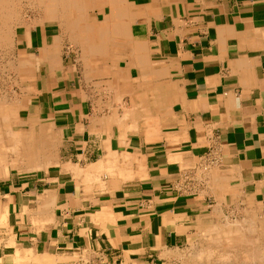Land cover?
<instances>
[{
    "label": "crops",
    "instance_id": "crops-1",
    "mask_svg": "<svg viewBox=\"0 0 264 264\" xmlns=\"http://www.w3.org/2000/svg\"><path fill=\"white\" fill-rule=\"evenodd\" d=\"M83 12L78 38L46 23L19 38L27 75L8 126L42 150L0 140V264H178L264 206V0ZM210 151L220 164L179 193Z\"/></svg>",
    "mask_w": 264,
    "mask_h": 264
},
{
    "label": "rangeland",
    "instance_id": "rangeland-1",
    "mask_svg": "<svg viewBox=\"0 0 264 264\" xmlns=\"http://www.w3.org/2000/svg\"><path fill=\"white\" fill-rule=\"evenodd\" d=\"M3 1L6 5L0 7V112L8 113L11 119L8 122L0 114V134L6 138L9 137L7 130L11 128L6 125L16 123L15 112L27 75L24 48L18 42L25 39L27 30L43 23L54 28L64 24L61 26L75 38L67 21L81 16H85L82 23L86 19L91 21L92 13L86 15L83 10L91 9L98 0H72L77 7L71 0H60L52 8L49 0ZM211 234L213 236L197 239L190 247L176 251L174 256L179 260L178 264H264L263 205L239 211V220L223 221Z\"/></svg>",
    "mask_w": 264,
    "mask_h": 264
},
{
    "label": "bare ground",
    "instance_id": "bare-ground-1",
    "mask_svg": "<svg viewBox=\"0 0 264 264\" xmlns=\"http://www.w3.org/2000/svg\"><path fill=\"white\" fill-rule=\"evenodd\" d=\"M48 1V0H47ZM50 1V6H51V8L54 6V4L56 3V2H58V1H60V0H49ZM114 1H116V0H114ZM43 2H45V1H43ZM73 1L71 0V3H72ZM78 2V1H77ZM82 2V1H81ZM62 3V2H61ZM117 3V2H116ZM11 4V3H10ZM60 4V3H59ZM70 4V3H69ZM69 4H67V5H69ZM73 4H74V2H73ZM5 2L3 1V0H0V7L1 6H3V7H5ZM45 5V4H44ZM58 5V4H57ZM66 5V4H65ZM76 4H74L73 6H75ZM83 5H84V3H83ZM63 6V5H62ZM82 6V5H81ZM75 7H77V6H75ZM83 7V6H82ZM50 8V9H51ZM79 8V7H78ZM77 8V9H78ZM65 9V8H64ZM75 9V8H74ZM82 10H83V8H82ZM113 10H114V8H113ZM84 11V10H83ZM1 12V11H0ZM109 12V11H108ZM84 13V12H83ZM114 14H116V13H114ZM80 16V15H79ZM85 17V16H84ZM84 17H80V18H75V19H73V20H69V21H67L68 23H66V24H69L70 25V28L69 29H71V31H72V34L74 33L76 36H75V38L78 36V34H79V28H81V26H82V22H81V20L84 18ZM123 17V16H122ZM108 18V17H107ZM105 20V19H104ZM123 20H124V18H123ZM88 21V19H86V20H84L83 22H87ZM106 21V20H105ZM113 21H114V19H113ZM117 21V20H116ZM126 21V20H125ZM122 23V22H121ZM117 24V23H116ZM123 24V23H122ZM61 25H64V24H61ZM95 25V24H94ZM103 25V24H102ZM86 26V25H85ZM104 26V25H103ZM122 26V25H121ZM103 28V27H102ZM114 28V27H113ZM1 29V28H0ZM93 30V29H92ZM120 30V29H119ZM119 30H118V32H119ZM87 31H88V29H87ZM121 31V30H120ZM120 33V32H119ZM82 34V33H81ZM125 34H126V30H125ZM101 35V34H100ZM103 35V34H102ZM87 36V35H86ZM90 36V35H89ZM116 36V35H115ZM123 36V35H122ZM70 38H72V37H70ZM78 38V37H77ZM84 38V37H83ZM123 39V38H122ZM89 40V39H88ZM77 41H79V40H77ZM74 42V41H73ZM120 42V41H119ZM87 44V43H86ZM85 45V44H84ZM20 63V62H19ZM24 63V62H23ZM26 64V63H25ZM29 88V87H28ZM21 103V102H20ZM2 104V103H1ZM20 105V104H19ZM10 109H12V108H10ZM2 110V109H1ZM11 111H13V109L11 110ZM15 111V110H14ZM13 111V112H14ZM0 114H2L1 112H0ZM4 116V120H6V121H8L9 122V120L11 119L10 118V115H8V113L7 114H2V117ZM13 118V117H12ZM2 120V119H1ZM17 121H18V119H17ZM7 122V123H8ZM24 122V121H23ZM3 123V122H2ZM19 123H21V121L19 122ZM14 124V123H13ZM4 126H5V124H4ZM7 127H9L8 126V124L6 125ZM0 131H2L1 129H0ZM8 131V134L7 135H9V137H11L12 138V140H13V142H15V144H18V142H20V140H21V143L23 144V150L24 151H26V154H28V155H33L34 153H38L39 151H41L42 150V147H36V145H37V143L36 142H31V141H29V140H27V138H28V132H26V131H19V132H11V130L9 131V130H7ZM4 132H5V129H4ZM6 135V136H7ZM29 136H30V134H29ZM2 137H3V134H0V140L2 139ZM4 139V138H3ZM18 141V142H17ZM24 142V143H23ZM40 143V142H39ZM15 144L12 146L13 147V149L14 150H16L17 149V151H19V148H16L15 147ZM38 146V145H37ZM46 148V147H45ZM13 150V151H14ZM22 150V149H21ZM20 150V151H21ZM16 151V152H17ZM20 153V152H19ZM41 153V152H40ZM43 153V152H42ZM10 155V154H9ZM12 156V155H11ZM22 156V155H21ZM34 157H36L35 155H34ZM26 158V157H25ZM24 159V158H23ZM9 160V159H8ZM25 160V159H24ZM35 160V159H34ZM41 160V159H40ZM25 161H27V159L25 160ZM32 161V160H31ZM2 163V162H1ZM10 163V162H9ZM23 163V162H22ZM4 164V163H3ZM21 167V166H20ZM31 170V169H30ZM1 177V176H0ZM5 212H6V210H5ZM5 212H3V213H5ZM226 222V221H225ZM247 222V221H246ZM251 223V222H250ZM226 225V224H225ZM243 228V227H242ZM247 228V227H246ZM227 235V234H226ZM227 253V252H226ZM230 262V261H229Z\"/></svg>",
    "mask_w": 264,
    "mask_h": 264
},
{
    "label": "built area",
    "instance_id": "built-area-1",
    "mask_svg": "<svg viewBox=\"0 0 264 264\" xmlns=\"http://www.w3.org/2000/svg\"><path fill=\"white\" fill-rule=\"evenodd\" d=\"M220 164V158L215 152H208L204 159L195 167L181 174L179 178V185L176 190L179 193H195L198 187L204 184L206 174L214 167Z\"/></svg>",
    "mask_w": 264,
    "mask_h": 264
}]
</instances>
